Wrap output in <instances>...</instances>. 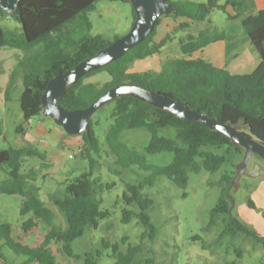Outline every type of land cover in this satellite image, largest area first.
Segmentation results:
<instances>
[{"label": "trees", "instance_id": "16d2710c", "mask_svg": "<svg viewBox=\"0 0 264 264\" xmlns=\"http://www.w3.org/2000/svg\"><path fill=\"white\" fill-rule=\"evenodd\" d=\"M95 1L21 0L16 13L10 15L21 24L22 32L17 34L7 31L0 23V50L11 46L23 52L7 86L5 97L9 98L16 77L22 75L24 88L20 96V107L25 122L42 114L41 97L52 77L72 69L112 43L101 35L67 39L71 32L68 24L93 9ZM169 1L175 5L176 10L168 16L174 18L178 29L186 30L192 23L207 22L206 27L198 34L189 31L185 38L180 39L184 56L165 62L158 72L129 70L133 60L143 59L160 51L171 38L170 33H167L159 42H153L163 16L157 21L155 30L143 42L118 60L84 75L69 87L59 103L69 110L81 109L115 85L136 84L160 91L193 109L205 112L209 117L225 122L244 120L251 131L264 140V0L256 13L242 19L248 37L261 57L257 66L247 73H230L226 68L216 67L203 58L190 57L209 43L223 38V35L216 33L213 22L209 19L210 14L216 8H221L229 19H238L241 17L239 12L233 13L232 10H236L241 2L227 0L225 4H220L219 0ZM5 15L7 13L0 8V19ZM86 25L87 28L91 26L88 21ZM41 45L38 53L30 54L31 50ZM100 71H106L110 75L109 81L104 85L86 82L89 76ZM108 103H113L114 107L110 113L112 123L105 135L106 148L118 166L111 170L120 174L121 170H132L138 175L136 182L126 184L122 195L126 205L133 207L123 209L122 220L130 223L136 219L144 227L141 243L129 244L126 251L121 250L118 243L111 244L103 240L104 247L111 249L115 264H143L139 257L143 249L142 243L151 242L156 237L158 228L152 218L154 200L144 189L153 187L161 177L168 178L180 189H186L191 174H198L203 170L217 173L225 168L221 179L224 182L222 192L210 210L208 222V227H213L221 221L222 229L216 241L220 243L226 238L235 240L244 236L264 247V236L230 211L228 192L236 174V165L243 158V147L201 122L180 118L132 96L116 98ZM99 124L93 116L90 130L81 133L85 141L82 154L89 160V170L69 179L63 195L53 197L55 205L65 216V224L59 221V215L54 209L47 207L36 193L29 190L30 177L22 172L20 157L23 154L41 158L42 154L31 148L0 149V169L7 175L0 179V194L23 197L20 213L22 217H29L22 221V231L28 233L40 223L49 228L43 241L32 245L14 235V225L11 222H0V258L5 264H58V258L52 249L54 243L60 244L58 250L63 255L82 258V255L74 251L73 243L89 228H97L101 220L107 218L109 212L101 208L102 200L98 194L113 185H104L99 177H95L99 166V159L95 155L102 151L96 130ZM135 129H146L151 134L146 146L147 154L170 153L172 160L167 164L153 163L148 160L146 153L130 147L123 140V133ZM169 130L173 132L166 133ZM3 135L0 128V137ZM3 250L8 251L11 260ZM236 252L241 259L243 252L238 248ZM100 256L99 250L86 252L84 264H98ZM239 259L226 261L225 264H240ZM260 264H264V261Z\"/></svg>", "mask_w": 264, "mask_h": 264}, {"label": "rangeland", "instance_id": "374dc122", "mask_svg": "<svg viewBox=\"0 0 264 264\" xmlns=\"http://www.w3.org/2000/svg\"><path fill=\"white\" fill-rule=\"evenodd\" d=\"M204 2L205 0H193ZM227 0H219L225 4ZM241 2L233 13L239 12L238 19H229L228 14L221 8H216L209 16L217 34L223 35V44L227 51L211 52L210 48L196 51L191 58H203L216 67L226 68L230 73H247L252 71L260 62L261 57L256 47L250 41L242 25V19L257 12L258 4L262 0H236ZM134 10L131 2L124 0H96L91 10L81 14L68 24V40H77L86 35H98L115 41L127 34L134 23ZM86 21L91 26L87 28ZM0 23L7 31L17 34L22 32L21 24L10 14L0 19ZM166 25H171L166 31ZM173 18L164 16L153 42H159L162 36L170 33L165 46L160 51L152 53L143 59L131 62V72H158L162 65L170 60L184 56L181 51L180 39L185 38L188 31L198 34L206 27L207 22L192 23L186 30L178 29ZM42 48L38 46L30 54L38 53ZM23 52L15 47L5 46L0 50V128L4 135L0 137V149L31 148L42 154V158L35 155L23 154L20 157L22 172L29 175V190L36 193L47 207L54 209L59 215V221L65 224V216L55 205L54 196H62L66 183L80 173L89 170V160L82 154L85 141L81 134L71 135L62 126L56 124L51 117L43 113L25 122L20 107V96L24 88L22 75L15 79V84L9 98L5 97L8 84L12 80L13 72L22 58ZM110 75L106 71L97 72L86 79L100 86L109 81ZM113 103L105 104L94 115L99 121L97 134L102 144V151L95 155L99 159V166L95 177H99L111 188H104L98 194L101 198V208L109 212L107 218L101 220L97 228H89L85 234L74 241V251L82 258L67 257L59 252L60 244H52V249L58 258V264H84L86 252L101 251L98 264H115L111 249L105 248L103 240L118 243L120 249L126 251L129 244L141 243L144 227L133 219L130 223L122 220L126 205L122 195L126 184L136 182L137 173L132 170L112 172L118 166L114 157L107 153L105 135L112 123L110 113ZM46 125L50 130H44ZM55 131H53V129ZM248 132V130H244ZM173 132L171 130L166 133ZM151 134L146 129L128 130L123 133V140L132 148L146 153ZM153 163L167 164L173 156L170 153L147 154ZM254 162L264 167V158L254 154L248 167L254 168ZM225 168L217 173L206 170L198 174L192 173L186 189H180L166 177H161L153 187H146L144 192L154 200L152 218L157 226V234L153 241L142 243L143 249L140 259L143 264H225L226 261L239 259L236 249L243 252L240 264H260L264 261V247L255 243L251 238L239 236L235 240L226 238L218 243L216 239L222 229L221 221L213 227H208L210 210L218 201L224 182H221ZM7 175L0 169V179ZM228 197L231 210L244 224L264 236V170L256 177L242 176L239 185H233ZM23 197L20 195L0 194V222L8 221L14 225V235L25 243L40 244L48 226L40 223L32 231L25 233L21 223L29 217L21 216ZM198 236L199 238H194ZM4 254L11 257L8 251Z\"/></svg>", "mask_w": 264, "mask_h": 264}, {"label": "water", "instance_id": "95a60500", "mask_svg": "<svg viewBox=\"0 0 264 264\" xmlns=\"http://www.w3.org/2000/svg\"><path fill=\"white\" fill-rule=\"evenodd\" d=\"M129 1L136 16L129 32L99 50L94 56L82 60L72 69L52 77L41 97L42 113L51 117L56 124L62 126L69 134L77 135L90 130L92 117L105 104L116 98L132 96L155 107L172 112L180 118L201 122L210 129L228 136L232 142L244 148L243 158L236 165V174L228 192L229 197L231 187L239 185L242 176L256 177L261 175V171L264 170V167L258 162H254V168L248 167L254 154L264 158V140L257 137L244 120L225 122L218 118H212L205 112L193 109L160 91L136 84L115 85L104 91L89 106L81 109L69 110L59 103L60 98L67 92L69 87L74 85L80 78L121 58L130 49L143 42L155 30L157 21L161 17L171 15L176 10L175 5L169 0ZM20 2L21 0H0V8L7 14H15ZM245 129L248 132L244 131ZM230 211L232 212L231 209Z\"/></svg>", "mask_w": 264, "mask_h": 264}, {"label": "crops", "instance_id": "0c3cea01", "mask_svg": "<svg viewBox=\"0 0 264 264\" xmlns=\"http://www.w3.org/2000/svg\"><path fill=\"white\" fill-rule=\"evenodd\" d=\"M263 4V1L260 3V4H258V8L260 7V5H262ZM258 8H257V11H258ZM164 18V17H163ZM171 18H173V17H171ZM173 22L174 23H176L177 24V22L174 20V18H173ZM169 26H171V25H169ZM169 26L168 25H166V31H168V28H169ZM189 32V31H188ZM167 34V33H166ZM163 37H165V34H164V36H162L161 38H160V40L163 38ZM159 40V41H160ZM253 44V43H252ZM206 47H208V48H210V50H211V52H214V53H216V52H226L227 51V45L226 44H223L222 43V41H215V42H211V43H209L207 46H205L204 48H206ZM199 51V50H198ZM221 68V67H220ZM43 128H44V130H50L51 128H48L46 125H43ZM53 129V131H55V129L54 128H52ZM0 264H5L4 263V261L0 258Z\"/></svg>", "mask_w": 264, "mask_h": 264}, {"label": "flooded vegetation", "instance_id": "af4514ba", "mask_svg": "<svg viewBox=\"0 0 264 264\" xmlns=\"http://www.w3.org/2000/svg\"><path fill=\"white\" fill-rule=\"evenodd\" d=\"M259 158H262V157L259 156Z\"/></svg>", "mask_w": 264, "mask_h": 264}]
</instances>
